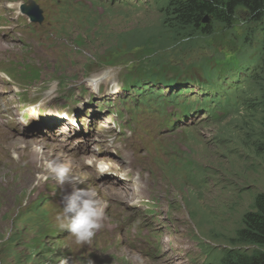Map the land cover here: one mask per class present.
<instances>
[{"label": "rangeland", "instance_id": "rangeland-1", "mask_svg": "<svg viewBox=\"0 0 264 264\" xmlns=\"http://www.w3.org/2000/svg\"><path fill=\"white\" fill-rule=\"evenodd\" d=\"M13 1L14 4H22L27 0ZM36 1L42 5L47 16L42 23L25 18L24 24H18L17 32L28 34L25 36L39 50L37 56H31L30 50L28 62L5 63L0 66L1 70L7 72L9 67H14L17 75L24 78L25 86H28L43 79L40 66H37L39 70L31 73L36 66L35 58L47 61L46 81L42 90H55L58 81L52 71H56L57 64L63 65L58 74L68 77L67 81L75 94L80 95L82 85L91 92L96 90V102L90 105L93 107L92 115L98 109L101 117H109V113L113 112L112 117L116 116L114 112L117 110L128 109L133 99L136 98L140 103V115L133 119V126H128L122 132L128 141L126 176L134 181L123 179L127 183L135 182L139 177L138 169H141V185H148L150 192L147 193L155 200L157 209L150 213L145 210V206L125 201L126 191L122 184L123 194H120L122 188L118 191L108 187L101 189L113 199L121 201L110 207L120 235L128 233L136 241L134 229L146 224L155 232L165 234L167 242L163 244L160 237L145 235L144 239L159 254L154 257L149 252L147 259L146 254L143 257L130 249L119 248L109 249L102 255L94 253L89 258L96 264H162L168 259L167 264H223L229 250L252 253L256 246L242 241L239 232L245 226V214L256 210V197L264 193V21L249 19L247 10L240 9L234 25L225 27L214 20L213 32L207 34L193 27L178 26L177 20L170 21L174 18L169 13L174 11L172 2L177 0ZM57 2L62 3L61 7L57 6ZM78 35L84 37L83 44H78ZM6 43L11 55L20 46L12 38ZM147 47L151 48L150 61L155 68L165 67L168 72L154 81L141 78V83L127 87L123 82L142 63L137 52ZM24 55L18 53L19 58ZM137 57H140L139 61ZM171 68L190 69L192 79L185 82L184 87L192 86L190 88L193 89L181 92L182 84L171 86L176 88L174 94H182L180 100L166 102L165 110L173 120L177 116L176 101L201 103L204 89L219 95L215 100L208 99L207 105L209 108L211 104V111L202 113L204 110H201L188 118L177 120L169 128L171 124L164 126L160 115L156 114L161 110L158 105L162 97L150 100L148 88L154 85L157 88L164 87V80L170 78ZM95 73L103 81L96 89L91 88V81L87 85L80 81L91 76L93 79ZM217 79L220 86L200 85L216 82ZM143 84L148 87L139 91ZM134 86L139 87L135 89ZM230 86L233 88L230 89ZM161 94H170V90L165 88ZM108 101H112L113 105L109 106ZM208 108L205 110L208 111ZM215 109L217 111L212 115ZM125 112L119 121L128 124L131 115ZM185 127L188 128L174 135ZM99 129L103 130L104 127ZM3 131L5 135L12 134L6 128ZM161 132L174 135L170 139L172 142L187 133L185 140L189 151L183 153L182 159L167 164L172 167L163 171L158 168L157 175L152 176L148 168L151 158L143 148H139L136 135L144 134L153 140ZM23 139L34 140L32 137ZM47 143L48 140L44 139L38 145L46 149L48 157V153L52 152L45 148ZM15 152L19 155V151L14 150L11 152L13 159H17ZM50 156L58 160L61 155ZM114 156L120 160L118 155ZM0 158L5 162L2 153ZM22 169L7 171L0 168V264H28L29 257L40 260V264H57L60 259L56 253L57 246L48 237L45 240L42 238L39 224L24 219L26 223L22 225L21 218L16 216L17 213L23 216L30 206L26 204L29 199L26 193L39 171V168L35 171L31 165ZM192 171L199 173L198 191L192 188V184L184 183V175ZM58 183L52 177L48 187L61 190L57 187ZM84 185L93 190L98 182L89 181ZM136 190L144 197L143 189ZM98 191L101 200L106 202L100 189ZM123 202L134 205L128 206ZM13 234L25 241L40 243L45 251L28 252L18 246L23 241L11 245L9 239H12ZM7 237L9 247L18 246L16 249L4 246L6 241H3Z\"/></svg>", "mask_w": 264, "mask_h": 264}, {"label": "clouds", "instance_id": "clouds-1", "mask_svg": "<svg viewBox=\"0 0 264 264\" xmlns=\"http://www.w3.org/2000/svg\"><path fill=\"white\" fill-rule=\"evenodd\" d=\"M205 23H207V22L205 21ZM144 49L139 51L140 55ZM146 57H148V56H146ZM146 57H144V58H146ZM183 70H186V69L171 68L170 78H173V76L179 74ZM145 73H146L145 74L146 77H149L152 75L150 69H145ZM175 77L178 78L179 76H175ZM168 84L171 85L170 83H168ZM175 84H179V83H175ZM169 85H166L164 87L161 86V91L164 90L165 88H168L170 90V92H172V94L175 95L174 90L176 88L170 87ZM203 86H206V85L203 84ZM204 91H206V89H204ZM180 104H182V103L180 102ZM186 136H187V134H186ZM182 138H183V136H182ZM182 138H178L176 142H170V143L176 144L178 142H180V143L183 142L181 150H183L185 148V149H187L186 150V152H187V151H189V145L187 144L185 137H184V139H182ZM50 155H52V154H50ZM182 155L183 154H181L179 156H182ZM100 158H102L104 161H110L109 159L113 158V157L106 156V155H100ZM181 159H182V157H181ZM51 161L52 162H50L46 165V171L51 175L45 181L46 189L43 188L42 186H39V184H36L37 183L36 180L37 181L39 180V173H37V176L35 177L31 188L26 193V196L28 198H30V197L33 198L36 195L35 197L42 198V200L39 199L40 202H42V203H38V207L43 206L45 208L46 212L40 218L41 220L45 221L47 219L48 215L52 211L58 212L55 214V216H56L55 221H56L57 227L60 230H64V231L69 232L75 238V241L78 244L89 242L95 236L96 232L103 227L104 209H105L106 205L102 204L96 198V193L94 190L88 189V188H80V187H77L76 185L79 183H82V181H84V182L91 181V178L93 177V171L91 170L89 172L86 169V165L85 166L79 165L78 167H75V169H71L73 164L69 163L67 158L64 156H60L58 158V160H54L55 162L53 160H51ZM87 164H89L91 166V168L93 167V165L90 161H87ZM167 167H172V165L171 166H167V165L161 166V170L163 171ZM13 168H16V166L13 165ZM1 169L6 170L5 168H2V167H1ZM103 170L104 169H101V171H103ZM77 174H82V175L78 178ZM52 177L54 179H56L59 183L65 184V188H66L67 184H68L69 188H70L69 185H72L71 189L66 192L65 188H63L62 193H56V196H54L51 199V196L49 193H52V192H51V189L48 187V184H49V181L52 179ZM184 178L186 179V181H184V183H186L187 185L192 184L191 185L192 188H194L198 191V189L196 187L198 185V179H199L198 171H192L190 174L184 175ZM82 186L85 187V185H82ZM119 187H121L120 181H119ZM47 192H49V193H47ZM123 192H124V190L122 188L120 194H123ZM60 197H62V199H60ZM112 199L113 198H111V200ZM27 200L29 202V199H27ZM50 200H52V201H50ZM61 200L63 201V203H60ZM115 201L117 202L119 200H115ZM47 202H49L50 205L47 204L45 206L44 203H47ZM132 202L134 204L139 205V206H145V210L150 211V213L155 212L157 209V207L155 205V200L152 198V196H150V197H145V196L144 197H136L134 200H132ZM123 203H125V202H123ZM125 204H127L128 206L134 205V204H130V203H125ZM29 207L27 208V211H26L28 213L30 212ZM24 214H23V216H24ZM16 216H17V218H21L20 224L23 225L24 223H26L24 221L25 217L18 216V214ZM111 222H112L111 226H113V227H115V229H117V234L119 236V242L117 240L116 241L113 240L115 243H113V242L109 243L107 250L105 252L101 251L100 253H98L99 255H102L103 253L108 252L109 249L111 250L113 248L114 249L119 248V249H130L133 252L138 253L142 256H143V254H146L145 258L147 259L149 252L154 257L158 256L159 254H156L155 253L156 249L154 247H152L150 245V243L144 239L145 235H152V236L160 237L162 239L163 244L165 242H167V240H165V234L155 232L153 230V228L148 227L146 224H142L140 227L134 229L133 237L136 239V241H135L134 239H132V237L128 233H126L124 236L119 234L118 224H117V220L115 218ZM40 229H41V227L38 230H40ZM110 234L111 233H109L107 236H109ZM107 239L109 240V238H107ZM7 240H8V237L3 241V243L5 241L7 242ZM138 241L141 245H138ZM6 242L4 244L5 247H7ZM126 242H128V243L125 245ZM143 247L146 249H144ZM8 248H9V245H8ZM9 249H16V247H12ZM26 250L28 251L27 248H26ZM59 250H61V249L59 246H57V250H56L57 254H58ZM29 251H31V250L29 249ZM139 251H141V252H139ZM37 252H39V251L37 250ZM95 253H97V252H95ZM28 260H29V263H31L32 261H35V262L39 261V260H36V258L30 259V257ZM58 262H59V260L57 261V264H58ZM84 262H86L88 264H96L89 258V255L87 253L82 256L80 264H84ZM166 262L162 263V264H167Z\"/></svg>", "mask_w": 264, "mask_h": 264}, {"label": "trees", "instance_id": "trees-1", "mask_svg": "<svg viewBox=\"0 0 264 264\" xmlns=\"http://www.w3.org/2000/svg\"><path fill=\"white\" fill-rule=\"evenodd\" d=\"M172 6L174 11L169 13H172L170 16L174 18L170 19L171 22L177 20L178 26L193 27L207 34L213 32L212 22L214 20L223 23L225 27L234 25L238 19L240 9L247 10L249 19L258 22L264 21V0H177L172 2ZM207 18H209V22L204 24ZM150 50L151 48L147 47L141 52L143 60L139 70L148 68L154 76L165 75L168 72L167 68L156 69L155 65L150 61V56L152 55ZM217 84L218 82L216 81L214 86ZM210 97L216 99L215 96ZM255 208V211L245 214V226L239 232L241 240L254 244L256 246L255 250L252 253L235 249L229 250L223 264H264V193H260L256 197Z\"/></svg>", "mask_w": 264, "mask_h": 264}, {"label": "bare ground", "instance_id": "bare-ground-1", "mask_svg": "<svg viewBox=\"0 0 264 264\" xmlns=\"http://www.w3.org/2000/svg\"><path fill=\"white\" fill-rule=\"evenodd\" d=\"M59 43V42H58ZM57 43V44H58ZM35 44V43H34ZM47 44V43H45ZM14 45V44H13ZM60 45V44H59ZM67 45V44H66ZM52 46V45H51ZM58 46V45H57ZM13 47V46H12ZM37 47V46H36ZM45 47V46H44ZM59 47V46H58ZM64 48V47H63ZM48 49V47H47ZM12 50V49H11ZM46 50V49H45ZM44 50V51H45ZM33 51V50H32ZM52 52V51H51ZM44 56V55H43ZM47 57V56H46ZM52 58V57H51ZM53 69V68H52ZM48 73V72H47ZM106 73V72H104ZM109 73V72H108ZM110 76V75H109ZM100 83V82H99ZM181 87V86H180ZM179 87V88H180ZM192 87V86H190ZM189 90V89H188ZM181 93H178L176 94L175 93V96L178 100H180V95ZM102 109H99V111H101ZM6 133V131H5ZM17 142H20V143H23L25 145V147L28 145V144H31V149L30 151L28 152V155L30 157V162L32 165L35 166V168L37 167L36 166V162L42 160V159H46L47 158V152L45 151H41V150H37L35 147H34V144H36L37 142L35 140H31V141H24L23 138H20L19 140H17ZM1 168V167H0ZM13 170V169H12ZM23 170V169H22ZM36 171V169H35ZM39 172V171H38ZM1 173V172H0ZM34 174V173H33ZM34 176V175H33ZM35 178V177H34ZM121 184L125 186V191H126V195H125V201L127 202H132V200H134L136 197H143V194L139 191L136 190L135 188V182L133 183H127L126 181H124V179H121ZM125 250V249H124ZM130 253V252H129ZM132 253V252H131ZM133 254V253H132ZM130 258V257H129ZM136 258V257H134ZM133 259V258H132ZM138 259V258H137ZM135 259H133V262H134ZM137 261V260H136ZM139 263V262H138Z\"/></svg>", "mask_w": 264, "mask_h": 264}, {"label": "water", "instance_id": "water-1", "mask_svg": "<svg viewBox=\"0 0 264 264\" xmlns=\"http://www.w3.org/2000/svg\"><path fill=\"white\" fill-rule=\"evenodd\" d=\"M24 11L28 13L33 20H42L43 15H42V10L38 7V5L32 3L28 6H24ZM206 22L209 21V18L205 20Z\"/></svg>", "mask_w": 264, "mask_h": 264}]
</instances>
